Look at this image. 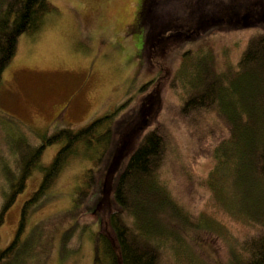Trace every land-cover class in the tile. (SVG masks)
I'll list each match as a JSON object with an SVG mask.
<instances>
[{
  "label": "rangeland",
  "instance_id": "374dc122",
  "mask_svg": "<svg viewBox=\"0 0 264 264\" xmlns=\"http://www.w3.org/2000/svg\"><path fill=\"white\" fill-rule=\"evenodd\" d=\"M49 1L54 9L43 16L37 31L21 34L14 56L1 74L0 160L13 168L12 146L18 139L36 145L41 136L59 128L77 129L110 113L118 133L115 139L124 134L115 161L118 165L126 161L143 132L162 123L168 139L160 175L174 199L191 216L184 222L175 218L168 222L178 234L177 251L166 245L161 264H230L231 249L240 252V240L250 229L238 214L227 209L237 210L234 207L245 199H239L223 165L215 168L209 158L191 160L196 140L178 114L185 95L180 77H184L188 60L182 54L191 50L190 58L195 62L201 54L197 51H206L213 55L217 69L234 68L248 36L264 26L213 29L149 54L141 47L144 26L137 21L142 0ZM172 7L178 16L187 10L178 1ZM158 78V99L143 111V117L149 115L152 121L138 132L141 102ZM211 116L213 112L206 113L200 128L219 122ZM61 144L56 141L47 145L41 152L40 165H48ZM89 165L80 152L71 156L48 190V198L30 214L25 232L40 225L41 233L34 264H92V235L106 223V211L111 207L109 183L120 166L108 173L101 200L103 210L94 214L82 208L75 211L72 206L73 186ZM40 176L39 170L32 172L5 214L0 225V249L13 238L21 204L37 188ZM194 213L199 214L201 222L203 218L214 222L218 230L199 224Z\"/></svg>",
  "mask_w": 264,
  "mask_h": 264
},
{
  "label": "trees",
  "instance_id": "16d2710c",
  "mask_svg": "<svg viewBox=\"0 0 264 264\" xmlns=\"http://www.w3.org/2000/svg\"><path fill=\"white\" fill-rule=\"evenodd\" d=\"M177 1L187 7L184 15L174 13L172 6ZM53 9L49 0H0V79L21 34L37 31L43 16ZM137 21L144 26L142 49L158 53L165 45L187 41L213 29L261 28L264 0H142ZM197 52L201 54L195 62L191 61V50L182 54L188 60L184 77H180L185 83V95L178 105L188 134L196 140L191 160L209 158L215 168L223 165L239 199H245L234 207L237 210L227 209L238 214L250 229L240 240V252L231 249L229 263L264 264V27L248 36L234 68L217 69L213 55ZM187 73L191 79L185 78ZM159 81L160 78L141 102L138 132L152 121L143 113L158 99ZM145 87L142 85V89ZM209 112L214 114L212 120L219 122L200 128ZM117 135L112 114L105 113L80 128L62 127L43 135L36 145L21 139L13 144V168L0 160V225L32 172L37 169L41 176L37 188L21 204L13 238L0 249V264H34L40 225L25 232L27 220L48 198V190L67 160L79 152L90 165L73 186L72 206L75 211L82 208L94 214L103 210L105 179L116 168L124 137L123 132L115 139ZM167 139L165 126L156 124L143 132L126 161L117 165L118 173L109 183L111 207L106 211V223L100 225L98 221L100 226L92 235V264H161L166 245L177 251L178 234L167 224L173 218L184 222L191 212L178 204L160 175ZM56 141L62 144L51 161L40 165L42 150ZM129 146L130 142L126 149ZM193 215L201 222L198 213ZM203 219L199 224L218 230L214 222Z\"/></svg>",
  "mask_w": 264,
  "mask_h": 264
}]
</instances>
